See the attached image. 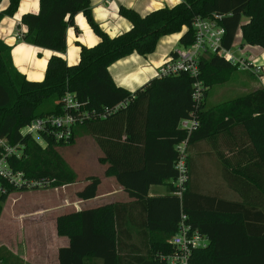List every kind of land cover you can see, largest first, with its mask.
<instances>
[{
	"label": "trees",
	"instance_id": "16d2710c",
	"mask_svg": "<svg viewBox=\"0 0 264 264\" xmlns=\"http://www.w3.org/2000/svg\"><path fill=\"white\" fill-rule=\"evenodd\" d=\"M38 1V12L21 16V39L53 52L43 79L28 80L20 73L13 65L11 47L0 40V137L11 144L19 142L21 148L19 158H9L10 165L30 178H50L53 186L74 183L76 173L57 147L71 144L78 132L89 134L102 151L100 162L107 164L104 174L114 175L123 190L137 199L146 214L148 230L164 232L158 239L133 243L120 220L123 203L73 210L56 218L57 234L68 238V244L58 250V264H93L92 260L99 264H165L161 256L172 252L169 239L181 212L208 240L207 246L193 251L192 264H264V87L206 108L208 90L227 81L230 72L236 70L216 54L199 60V79L205 88L198 105L192 99L193 78L187 74L156 77L129 92L117 86L108 71L111 63L132 53H152L159 38L166 35L180 33V46L190 45L194 40V19L211 13L222 15L224 48L232 47L240 29L244 44L264 50V0H180L143 15L121 6L119 14L131 27L115 36L94 21L89 0ZM18 5L19 0H7L6 7L0 10V20L13 16ZM79 12L98 42L92 46L77 44L79 59L67 64L63 58L66 29L74 25L73 17ZM243 16L248 19L243 21ZM65 92L73 93L83 103V110L96 114L74 126L70 142L48 139L42 147L30 134L19 135L20 127L33 118L60 113L59 99ZM53 98H57L53 106L45 109ZM126 98H130L126 106L110 111ZM107 111L110 112L105 117H99ZM191 113L197 116L199 126L189 137L188 152L194 143L208 141L223 168L238 181L235 199L193 191L190 154L181 196L148 195L149 185L167 184L176 178L174 145L185 136L177 125ZM139 130L144 133L141 156ZM156 140L168 144L171 152L156 158L160 161L156 164L158 170L152 172L148 169L150 146ZM140 174H145L142 180ZM131 176H137L136 184L130 182ZM99 184V177H88L76 191L77 198L95 197ZM169 186L170 191L175 189L171 183ZM14 190L27 189L7 187L0 194V212ZM0 264L24 263L0 245Z\"/></svg>",
	"mask_w": 264,
	"mask_h": 264
},
{
	"label": "crops",
	"instance_id": "0c3cea01",
	"mask_svg": "<svg viewBox=\"0 0 264 264\" xmlns=\"http://www.w3.org/2000/svg\"><path fill=\"white\" fill-rule=\"evenodd\" d=\"M179 1L180 0H89V4L94 21L109 35L115 36L131 27V23L119 14V8L121 6L132 8L143 15L157 8L173 6ZM6 5L7 0H0V10L4 9ZM38 10V0H19L17 12L13 16H4L0 20V40L11 47L13 65L20 73L24 74L28 80L32 81H40L43 79L47 60L53 52L29 44L22 39H18L16 38L15 33L19 26L23 29L21 16L27 12L36 13ZM247 19L246 16H243L242 20L244 21ZM73 22L74 25L69 26L66 29V49L63 53V58L67 64H74L78 61L79 46L77 44L92 46L98 42V37L89 27L82 12L77 13L73 17ZM238 33L241 35L240 29H237L235 37L238 36ZM179 37L180 33L163 36L157 41L152 53L146 56L132 53L111 63L108 67V71L113 82L129 92H134L149 80L156 78L158 76L159 67L167 61L171 52L175 50L176 45L179 43ZM246 48L251 51L255 50L254 53L252 52L254 55L251 54V57L253 56L251 62H253V59L255 61L257 60L255 64L261 65L262 70L260 76L255 78L254 74L250 72L248 73L249 80L240 82L241 85L247 86L243 89L245 91L242 95L264 87V51H262L263 49L258 50L257 46H249ZM231 76L232 75L229 76L227 81L231 79ZM206 98V108H212L225 102L223 101L217 104L207 105ZM85 137H87L86 133L78 132L77 138L82 140ZM138 137L141 140V143H139L141 156L143 149L142 138L144 137L142 130H139ZM91 138L95 144L93 137ZM97 149L99 152L98 156L95 157L96 160L102 156V151L99 146ZM170 152L168 144L156 140L153 145L150 146V155H152V158L150 159L151 162L148 163V169H151L152 172L158 170L156 164L158 165L160 161H157L156 158L166 157ZM189 154L192 161L191 167L194 170V179L196 177L199 178L198 181L195 182L197 185L194 184V179L193 181L192 179L190 181V187L193 191L206 196L217 195L227 200L236 198V184L238 181L223 168L221 162L215 156L213 147L210 146L208 141L204 140L194 143L189 150ZM105 165L107 167V164L102 166ZM140 165H142L141 161ZM101 171L103 175L97 176L100 178L99 185L106 183L107 186L105 188L103 187L101 191H98L97 189V195L93 198L85 200L77 198L74 210L80 211L92 209L105 204L123 203V213L120 220L123 223L125 234L130 236L128 238L133 243L151 241L164 236V232L159 230L150 231L145 227L147 225L146 214L137 199L135 197H130L128 192L123 190L116 181L114 175L107 176L103 173L104 169ZM144 177L145 174H140L139 180H142L141 178ZM137 179V176H131L130 182L136 184ZM171 182V180H168L167 184L149 185L148 195L150 197L170 195L171 191L169 185ZM55 222L56 217L51 221L52 227L48 230L45 239L41 240L38 247H36L37 245L34 246L35 250H33L32 255L33 259L36 260L35 263H29L32 261L28 259L29 255L27 254L32 251H27V249H25L24 252H22V254L24 253L22 255L17 254L10 247L8 249H11L10 251L20 259L24 260L25 263L58 264V250L68 244V238L57 234ZM93 261V264H99L98 260H92L91 262Z\"/></svg>",
	"mask_w": 264,
	"mask_h": 264
},
{
	"label": "built area",
	"instance_id": "2783aa9c",
	"mask_svg": "<svg viewBox=\"0 0 264 264\" xmlns=\"http://www.w3.org/2000/svg\"><path fill=\"white\" fill-rule=\"evenodd\" d=\"M222 15L211 13L209 16L198 15L192 23L194 30V40L188 46H181L175 49L165 63L158 69V76H176L181 73L187 74L193 78L192 99L198 105L203 100L204 85L199 79V60L201 57L209 54H216L225 59V61L237 70L249 71L254 75L260 76L262 67L249 61L247 58L236 55L231 48L222 46V39L225 33L221 25ZM23 29H17L15 36L21 39ZM134 98V95L131 96ZM60 113H50L41 117H35L29 123L24 125L25 134H38L43 145H46L48 139L55 142L68 143L72 139L73 128L76 124L96 115L95 111L83 110L81 103L73 93L65 92L59 99ZM130 98L116 104L110 111L124 107L128 104ZM99 114L103 118L107 113ZM199 126V120L194 113L187 118H182L177 128L185 134L184 138L174 145L176 160L173 164L176 171V178L171 184L175 188L171 193L181 196L185 190L187 181V159L188 140L191 133ZM33 137V136H32ZM41 146V145H40ZM21 155L20 143L11 144L7 138L0 137V194L7 190V187L14 189L25 188L27 190L64 188L66 185L53 186V180L50 178H30L22 171L15 170L9 162L10 157L19 158ZM172 246V252L161 256L165 264H192V253L197 248L207 246L208 240L196 227H193L188 220L186 213L181 212L177 222L174 234L169 239Z\"/></svg>",
	"mask_w": 264,
	"mask_h": 264
},
{
	"label": "rangeland",
	"instance_id": "374dc122",
	"mask_svg": "<svg viewBox=\"0 0 264 264\" xmlns=\"http://www.w3.org/2000/svg\"><path fill=\"white\" fill-rule=\"evenodd\" d=\"M239 34L237 37H234L231 50L236 55L246 57L249 61H252L251 58L253 56L251 57V54L254 55L255 50L251 51L246 48L250 45L244 44ZM179 48L181 46L178 43L175 49ZM257 49L262 50L258 46ZM256 62L257 60L253 59V63ZM248 73L250 72L237 69L231 71L230 75L232 76L230 80L225 83L216 84L208 90L207 105L217 104L242 95L245 91L243 89L247 86L241 85L240 82L249 80ZM254 77L258 76L254 75ZM56 100L57 98H53L50 105L46 106L45 109L51 108ZM18 132L19 135H23L25 127H20ZM32 136L39 145L42 147L46 146L43 145L44 143L38 134L33 133ZM77 137L78 133L71 144L57 147L59 154L76 173L74 183L57 189L50 187L47 189L24 191L14 190L2 204L0 212V245H4L7 248L10 247L17 254H22L25 249L32 251L27 254L29 255L28 259L32 261L29 263L36 262L32 255L33 250H35L34 246L37 245L36 247H38L41 240L45 239L48 230L52 227L51 221L55 217L57 218L75 209V202L77 201L76 191L88 181V177L103 175L102 169H104L103 173H105L106 165L102 166L104 164L100 162V157L98 160L95 159L99 151L96 142L94 144L92 141V136L87 134V137L82 140ZM198 179V177L194 179V184ZM106 186V183L99 185L98 191H101ZM22 262L29 264L25 263L24 260Z\"/></svg>",
	"mask_w": 264,
	"mask_h": 264
}]
</instances>
